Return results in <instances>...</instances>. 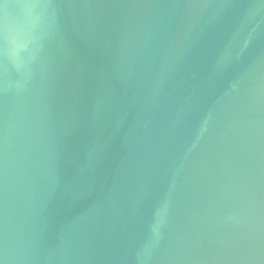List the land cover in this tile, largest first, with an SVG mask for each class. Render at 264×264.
I'll return each mask as SVG.
<instances>
[{
  "label": "water",
  "instance_id": "obj_1",
  "mask_svg": "<svg viewBox=\"0 0 264 264\" xmlns=\"http://www.w3.org/2000/svg\"><path fill=\"white\" fill-rule=\"evenodd\" d=\"M0 264H264V0H0Z\"/></svg>",
  "mask_w": 264,
  "mask_h": 264
},
{
  "label": "clouds",
  "instance_id": "obj_2",
  "mask_svg": "<svg viewBox=\"0 0 264 264\" xmlns=\"http://www.w3.org/2000/svg\"><path fill=\"white\" fill-rule=\"evenodd\" d=\"M32 0H28L31 3ZM38 23L31 7H26L23 19L19 22H12L7 27V55L8 58L19 67H23L25 57L32 45V30Z\"/></svg>",
  "mask_w": 264,
  "mask_h": 264
}]
</instances>
